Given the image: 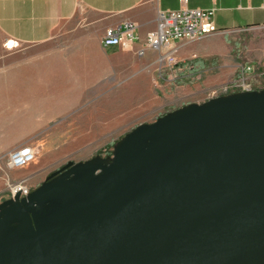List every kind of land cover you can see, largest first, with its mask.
<instances>
[{
  "label": "water",
  "instance_id": "obj_1",
  "mask_svg": "<svg viewBox=\"0 0 264 264\" xmlns=\"http://www.w3.org/2000/svg\"><path fill=\"white\" fill-rule=\"evenodd\" d=\"M0 264H264V88L176 107L18 188Z\"/></svg>",
  "mask_w": 264,
  "mask_h": 264
},
{
  "label": "crops",
  "instance_id": "obj_2",
  "mask_svg": "<svg viewBox=\"0 0 264 264\" xmlns=\"http://www.w3.org/2000/svg\"><path fill=\"white\" fill-rule=\"evenodd\" d=\"M182 7L212 9L217 30L175 40L180 53L187 42L224 39L223 49L237 47L264 70V0H0V201L12 194L9 179L39 171L8 166L10 151L35 147L55 119L104 102L110 88L117 97L116 81L121 87L124 70L137 69L131 50L101 46L104 31L134 20L143 39L155 29L158 10ZM118 58L125 61L115 63Z\"/></svg>",
  "mask_w": 264,
  "mask_h": 264
},
{
  "label": "rangeland",
  "instance_id": "obj_3",
  "mask_svg": "<svg viewBox=\"0 0 264 264\" xmlns=\"http://www.w3.org/2000/svg\"><path fill=\"white\" fill-rule=\"evenodd\" d=\"M223 44L228 46L219 38L187 42L182 48L184 54L178 46L176 61L171 65L159 60L158 50H146L144 58L135 54L139 57V63L134 65L137 69L124 70L121 87L116 81L117 97V89L110 88L107 97L102 98L104 102L84 104L71 117L55 119L52 128L39 137L35 144L36 159L26 167H19L20 170H39L27 177L25 184L29 192L42 184L47 173L69 159L82 161L97 154L111 156L114 144L140 122L153 121L189 102L211 99L225 86L231 92H239L243 82L250 85L251 90L264 88V70L239 54L237 47L223 49ZM213 47L220 50L213 51ZM124 61L122 58L114 60L115 63ZM184 61L191 62L196 68L176 67V63ZM18 181L9 179L8 188Z\"/></svg>",
  "mask_w": 264,
  "mask_h": 264
},
{
  "label": "built area",
  "instance_id": "obj_4",
  "mask_svg": "<svg viewBox=\"0 0 264 264\" xmlns=\"http://www.w3.org/2000/svg\"><path fill=\"white\" fill-rule=\"evenodd\" d=\"M212 9L205 10L199 7H182V9L158 10L156 27L148 31V34L142 39L137 30V22L134 20L125 21L121 26L116 28L109 27L101 38L102 47H120L127 51H133L140 57L148 49L159 52V60L171 65L175 58V52L178 46L173 42L175 40H195L198 36L209 34L216 31L213 22ZM166 48V49H164ZM164 49V50H163ZM227 86L222 87L223 91L217 95H225L228 92ZM251 90L250 85L243 82L239 90ZM36 150L34 145L16 147L8 153L7 164L13 169L26 167L30 162L36 159ZM28 178L22 177L16 185H10L12 194L19 188L21 195H27L29 188L25 184Z\"/></svg>",
  "mask_w": 264,
  "mask_h": 264
},
{
  "label": "flooded vegetation",
  "instance_id": "obj_5",
  "mask_svg": "<svg viewBox=\"0 0 264 264\" xmlns=\"http://www.w3.org/2000/svg\"><path fill=\"white\" fill-rule=\"evenodd\" d=\"M62 165H63V164L59 165V166L56 168V170H57L58 168H60ZM56 170H55V171H56ZM51 172H54V171H50L49 173H51ZM49 173H47L46 176H47Z\"/></svg>",
  "mask_w": 264,
  "mask_h": 264
}]
</instances>
